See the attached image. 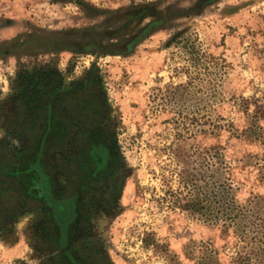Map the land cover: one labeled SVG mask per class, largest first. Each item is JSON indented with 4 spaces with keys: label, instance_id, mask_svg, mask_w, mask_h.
<instances>
[{
    "label": "rangeland",
    "instance_id": "obj_1",
    "mask_svg": "<svg viewBox=\"0 0 264 264\" xmlns=\"http://www.w3.org/2000/svg\"><path fill=\"white\" fill-rule=\"evenodd\" d=\"M263 82L264 0H0V264H194L192 242L229 264L233 236L170 203L174 153L221 145L238 201L264 198L235 139ZM206 112L232 133L197 134Z\"/></svg>",
    "mask_w": 264,
    "mask_h": 264
},
{
    "label": "trees",
    "instance_id": "obj_2",
    "mask_svg": "<svg viewBox=\"0 0 264 264\" xmlns=\"http://www.w3.org/2000/svg\"><path fill=\"white\" fill-rule=\"evenodd\" d=\"M202 57L206 66L219 67L220 64L224 67L218 57L207 53ZM193 60L191 58L190 62ZM192 67L184 68L188 81L172 88L170 96L173 100L178 96L182 98L185 92L190 94L196 81ZM254 89L255 92L249 97L235 98V108L246 120L242 128L235 126V139L258 146L260 152L250 153L237 161L245 167L257 169L260 181L264 183V87L255 86ZM211 97L207 95L206 98L210 100ZM204 119L203 128L197 134L217 138L224 131L232 133L233 126L219 120L212 121L210 117L207 119V112ZM184 151L178 149L174 153L176 165L184 167L178 174L181 187L170 194L173 209L181 208L193 218L216 227L224 238L233 236L235 255L229 264H264V198L255 196L246 205L238 201L239 189L233 186L231 179L224 177L230 175L233 168L221 145L208 146L202 151L198 145H194L189 153L184 154ZM182 188L187 191L185 195ZM198 246L196 242L188 246L192 249L190 259L194 264H224L219 251L211 250L208 246L202 256L195 258L194 253L200 250Z\"/></svg>",
    "mask_w": 264,
    "mask_h": 264
},
{
    "label": "flooded vegetation",
    "instance_id": "obj_3",
    "mask_svg": "<svg viewBox=\"0 0 264 264\" xmlns=\"http://www.w3.org/2000/svg\"><path fill=\"white\" fill-rule=\"evenodd\" d=\"M47 195L48 193H45L44 197L47 198ZM49 204L53 208V213L58 223L63 226V228L65 224L72 221L74 215V202L72 196L67 197L64 195L63 197H54Z\"/></svg>",
    "mask_w": 264,
    "mask_h": 264
}]
</instances>
